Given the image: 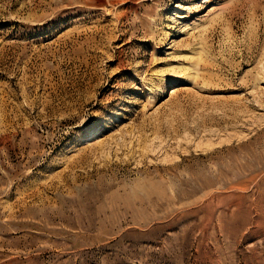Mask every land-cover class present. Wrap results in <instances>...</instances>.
I'll return each instance as SVG.
<instances>
[{"label":"rangeland","instance_id":"obj_1","mask_svg":"<svg viewBox=\"0 0 264 264\" xmlns=\"http://www.w3.org/2000/svg\"><path fill=\"white\" fill-rule=\"evenodd\" d=\"M263 64L264 0H0V264H264Z\"/></svg>","mask_w":264,"mask_h":264},{"label":"bare ground","instance_id":"obj_2","mask_svg":"<svg viewBox=\"0 0 264 264\" xmlns=\"http://www.w3.org/2000/svg\"><path fill=\"white\" fill-rule=\"evenodd\" d=\"M207 18V17H206ZM260 71L262 72L263 76H264V64L260 67ZM259 72V71H258ZM260 80V78H259Z\"/></svg>","mask_w":264,"mask_h":264}]
</instances>
